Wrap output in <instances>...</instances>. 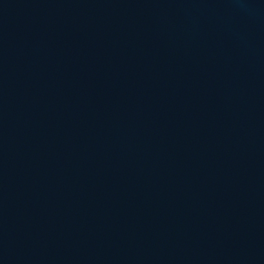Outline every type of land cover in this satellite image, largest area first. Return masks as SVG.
Instances as JSON below:
<instances>
[{"label": "water", "instance_id": "95a60500", "mask_svg": "<svg viewBox=\"0 0 264 264\" xmlns=\"http://www.w3.org/2000/svg\"><path fill=\"white\" fill-rule=\"evenodd\" d=\"M0 264H264V0H0Z\"/></svg>", "mask_w": 264, "mask_h": 264}]
</instances>
